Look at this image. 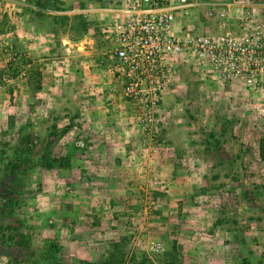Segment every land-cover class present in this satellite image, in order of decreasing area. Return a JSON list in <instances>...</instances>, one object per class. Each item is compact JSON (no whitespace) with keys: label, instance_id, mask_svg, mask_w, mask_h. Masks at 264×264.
Segmentation results:
<instances>
[{"label":"rangeland","instance_id":"374dc122","mask_svg":"<svg viewBox=\"0 0 264 264\" xmlns=\"http://www.w3.org/2000/svg\"><path fill=\"white\" fill-rule=\"evenodd\" d=\"M114 2L0 0V264H264L261 98L184 67L165 96L169 112L152 147L134 124L137 139L112 145L124 151L95 158L92 167L74 134L50 136L63 115L60 102L54 107L41 93L58 64L48 43L63 36L86 43L93 33L100 39L102 9ZM195 22H204L201 14ZM21 126L37 136L30 152L14 150ZM67 152V168L43 165ZM192 156L208 157L206 174H196ZM95 167L121 168L125 182L106 189L103 169L89 174Z\"/></svg>","mask_w":264,"mask_h":264},{"label":"built area","instance_id":"2783aa9c","mask_svg":"<svg viewBox=\"0 0 264 264\" xmlns=\"http://www.w3.org/2000/svg\"><path fill=\"white\" fill-rule=\"evenodd\" d=\"M102 11L96 62L109 93L134 109L145 144L157 141L169 112L165 96L184 67L264 100V0H115ZM150 247L160 251L161 244Z\"/></svg>","mask_w":264,"mask_h":264},{"label":"crops","instance_id":"0c3cea01","mask_svg":"<svg viewBox=\"0 0 264 264\" xmlns=\"http://www.w3.org/2000/svg\"><path fill=\"white\" fill-rule=\"evenodd\" d=\"M97 31L99 33V30ZM83 41L86 43H80L83 47L81 50H79L80 44H76L64 36L61 44L48 43V47H54L51 49H55L53 62H58V64L52 68L55 71L51 83L43 87L42 91L40 89V91L48 97H52L50 99L53 100L52 105L54 107H56L57 102H60L57 109L60 110L59 113L63 116L57 120L58 125H71L68 133H72L76 137L75 144L86 145V150H83L84 148L81 150L89 159L90 166L94 167L95 158H100L102 155H116L119 157L124 151L123 148L119 150L112 145L121 146L123 143L133 142L137 138H135L133 131V125L135 124L133 119L134 109L116 92L114 95L109 93L104 76L96 62L94 50L99 41L102 42L101 37L98 39L97 35L93 33L87 35ZM100 144L104 148L102 151ZM71 150H74V148L72 147ZM192 158L193 162L188 160V163L198 172L196 174H206L207 169L206 167L203 169L202 165L203 162L205 164L208 157L192 156ZM95 168L97 170L89 172L91 176L92 171L103 169L101 167ZM123 171L118 167H108L100 171L101 182L106 185V189L110 188L112 190L113 185L116 187L118 184L125 182L126 173ZM94 176L99 175L94 173L92 178ZM90 186L94 190L97 189L96 182H92ZM73 237H76V235H73ZM68 238L66 236L62 241L67 242ZM98 248L102 251L101 247ZM182 251L190 252V254L194 253V249L189 251L183 249ZM206 254L210 257L215 255L207 251Z\"/></svg>","mask_w":264,"mask_h":264},{"label":"trees","instance_id":"16d2710c","mask_svg":"<svg viewBox=\"0 0 264 264\" xmlns=\"http://www.w3.org/2000/svg\"><path fill=\"white\" fill-rule=\"evenodd\" d=\"M70 127H71L70 124H67L65 126H59L58 124L53 123L49 128L50 136H53L55 131L58 132L59 136H63L68 132ZM17 135H18L17 138L18 137L20 138H18L19 140L14 148L16 152L18 151H25V153L30 152L32 147L37 144V140H35V138H37L35 132L31 130L25 131V126H21L17 130ZM259 153H260V157L264 159V138H262L259 141ZM71 158H72L71 152H67L66 154L60 156L55 155L49 159H45L43 165L47 168H67L71 163ZM20 228H21L20 224L11 227V229L15 231L20 230ZM16 233L17 236L19 235L22 240L26 239V236L23 235L22 232H16ZM16 241L18 243V240ZM56 251H57L56 247L53 246V249L50 248L49 257L55 259Z\"/></svg>","mask_w":264,"mask_h":264}]
</instances>
